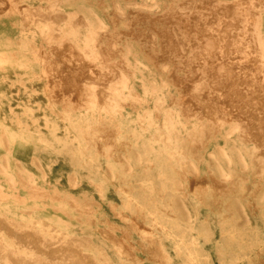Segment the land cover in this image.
<instances>
[{
    "label": "bare ground",
    "instance_id": "6f19581e",
    "mask_svg": "<svg viewBox=\"0 0 264 264\" xmlns=\"http://www.w3.org/2000/svg\"><path fill=\"white\" fill-rule=\"evenodd\" d=\"M150 2L156 13L124 25L120 0H111V20L102 0H0V264H140L126 241L132 230L158 264H173L165 238L184 264H202L198 238L184 236L191 216L182 198L201 171L230 182L207 188L200 201L216 204L233 244L250 223L246 206H264V0H175L162 11ZM153 63L164 76L146 72ZM9 80L17 89L41 81L46 107L73 144L51 118L44 124L58 149L29 133L12 108L6 116L1 86ZM36 141L73 161L71 186L84 170L102 199L108 186L120 191L121 204L110 209L128 228L122 237L109 221L95 224L92 198L26 166ZM31 164L41 167L35 157ZM140 176L143 191L132 183ZM73 220L93 226L113 257L88 233L74 232Z\"/></svg>",
    "mask_w": 264,
    "mask_h": 264
},
{
    "label": "rangeland",
    "instance_id": "374dc122",
    "mask_svg": "<svg viewBox=\"0 0 264 264\" xmlns=\"http://www.w3.org/2000/svg\"><path fill=\"white\" fill-rule=\"evenodd\" d=\"M29 1L35 2L38 0ZM142 1L143 0H120V7L129 15V17L121 21L124 25H128L127 22L131 20L132 16L144 13L148 9L155 13L157 12V9L152 5L150 0H145L148 6L141 5L140 3ZM173 2H175V0H158V5L160 7L158 10L162 11ZM102 3L103 6L106 7L105 15L107 19L111 20V18H113V14L110 10L111 0H102ZM134 44L136 48L141 47V44L136 42V40ZM73 62H77L75 57L70 56L67 58L68 66H72ZM146 72L155 73L158 77L164 76L159 70V67L154 63L148 65V70H146ZM42 85L41 81L32 80L27 81L26 87L17 89L11 84L10 80L5 81L1 86L4 92V114L6 116L10 115V108H12L16 116L23 118L29 133L33 134V136H35V134H40L45 137L48 143L57 147V144L54 143V140L50 135L49 128L44 124L46 118H51L53 119V124L57 126V135L68 143L73 144L72 136L65 129L64 122L61 121L60 118L54 117L46 107V98L43 94ZM25 109L29 110V116L24 114ZM58 148H60V146L56 149ZM205 155L207 158L208 153L205 152ZM34 157L39 159L41 163L40 169H36L32 166L31 160ZM23 158L26 166L35 174L44 177L47 183L56 185L61 190L67 191L75 197L82 198L83 196H87L92 198L95 202L93 210V214L96 217L95 224L105 227V222L109 221L111 225L117 227L115 233L120 235L119 237H122L121 233L128 229L125 222L114 215L110 209V204L114 206L121 204L123 196L120 191L114 186H108L106 190H104L105 198L102 199L94 186L87 181V177L84 175V170L81 172L78 170L80 172L78 175L79 181L75 186H71L68 182V175L73 169H77L73 165V161L68 159L66 153L53 152L41 142L36 141L35 144L28 147ZM239 171L240 173L244 172L241 169H239ZM153 178L155 179L156 176H153ZM142 179L143 177L140 176L132 182L138 191L144 190L139 187L141 186L139 183ZM188 181V184L183 188V192L184 190L185 192L182 195V198L185 206L188 208L191 220L187 222L188 228L184 236L187 241L191 240L193 237L198 238V243L195 249L201 254L200 259L202 264H226V261L230 260L233 254L240 255L236 264H264V245H262V248L250 249L251 243L258 244L262 242L264 244V206L256 205L252 208L246 206L250 223L242 229L238 241L233 244L232 238L230 237L231 233L229 232V226L223 224V219L216 213V204L212 203L213 205H210L200 201L204 196L208 197L206 194V192H208L207 188H211L212 190L216 189L217 191L224 190L228 187L230 182L228 180L214 177L211 172L207 173L204 171H201L196 176H190ZM136 221L138 225L141 226L140 229L146 227V222L141 219H136ZM70 228L79 234L83 232L88 233L95 244L102 245L104 251L110 257H113L114 253L112 249L108 244L102 241V237L93 226L88 227L81 225L80 222L73 220ZM196 230L199 231V234L196 233ZM139 239L138 232L135 230L128 231V237L126 240L127 245L134 249V252L140 259V264H158L157 262H154V260L147 255L143 247L140 246ZM163 241L166 250L172 257L173 264H184L183 253H178L173 238H165ZM225 245H227L229 249L224 256H221L218 254V249ZM246 252L248 255H246Z\"/></svg>",
    "mask_w": 264,
    "mask_h": 264
}]
</instances>
